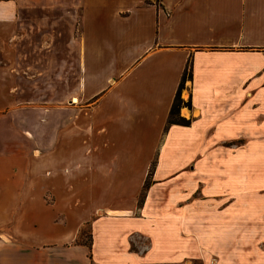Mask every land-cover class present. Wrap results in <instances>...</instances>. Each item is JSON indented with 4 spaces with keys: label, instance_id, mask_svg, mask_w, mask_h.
I'll return each mask as SVG.
<instances>
[{
    "label": "crops",
    "instance_id": "1",
    "mask_svg": "<svg viewBox=\"0 0 264 264\" xmlns=\"http://www.w3.org/2000/svg\"><path fill=\"white\" fill-rule=\"evenodd\" d=\"M188 59L189 124L167 125ZM41 86L75 112L37 125L21 101ZM72 117L124 159L156 152L139 206L71 208L57 177L21 197L18 161L67 149L73 130L56 128ZM0 177V264H264V0H0ZM84 223L90 248L74 243Z\"/></svg>",
    "mask_w": 264,
    "mask_h": 264
},
{
    "label": "rangeland",
    "instance_id": "2",
    "mask_svg": "<svg viewBox=\"0 0 264 264\" xmlns=\"http://www.w3.org/2000/svg\"><path fill=\"white\" fill-rule=\"evenodd\" d=\"M28 52V50H26ZM22 53V52H21ZM42 54V52H38ZM23 54V53H22ZM44 55H27L24 60L26 63H44ZM11 61V58H10ZM189 80L186 79L182 89L183 96L181 97L184 106L181 108L188 109L187 88ZM38 91L28 95V89L25 91V96L21 101L22 106H31L35 108V117L37 125L41 120L44 112L47 109L58 108H73L76 110V104L70 102H53L45 103L39 101L44 99V87H37ZM38 100V101H37ZM38 115V117H37ZM183 118V117H182ZM189 120L187 116L184 118ZM75 118L67 120L63 123H58L57 131L65 132L73 130V134L67 139V149H57L52 151L34 150L28 157H25L17 163L21 169L20 172V195L24 197L29 194V188L33 184L30 178H63L67 180L66 185L69 194L78 193L80 196L77 200H66L69 207L85 208L94 215L101 213H109L112 210L122 207H137L140 205L143 196L148 188L152 185L154 172L156 169L155 156L156 152H151V160L146 164L141 158L133 159L132 161L124 159L125 150L110 148L107 150L106 141L103 134H98L95 137L88 135L82 140L78 139L77 131L75 130ZM109 133V132H108ZM112 137V134H107ZM79 144H82L80 148ZM194 167L190 166L176 172L177 174H190L194 171ZM176 175V174H174ZM197 176V175H196ZM195 176V177H196ZM1 178V177H0ZM168 178H174L173 175ZM194 178V175H193ZM204 178V177H201ZM38 182V181H37ZM42 199L47 206H52L56 202L57 194L52 191L44 190L45 184L39 183ZM199 193V189H197ZM64 200V202L66 203ZM63 202V203H64ZM6 202L1 199L0 210L5 206ZM72 223L69 225H57L56 232L68 233L71 231ZM90 242L89 223H84L76 234L74 243L88 245Z\"/></svg>",
    "mask_w": 264,
    "mask_h": 264
},
{
    "label": "trees",
    "instance_id": "3",
    "mask_svg": "<svg viewBox=\"0 0 264 264\" xmlns=\"http://www.w3.org/2000/svg\"><path fill=\"white\" fill-rule=\"evenodd\" d=\"M188 79L189 81L191 80V62L190 59L187 60L181 80L179 82L177 91L175 93L172 105L170 107L168 117H167V125L175 124V125H181V126H187L189 124L188 120H185L179 115V110L182 106H184V103L180 97L181 91L184 87V82L185 80ZM186 106L190 108V99L188 100ZM85 245V244H84ZM88 248H90V242L88 245H86Z\"/></svg>",
    "mask_w": 264,
    "mask_h": 264
}]
</instances>
